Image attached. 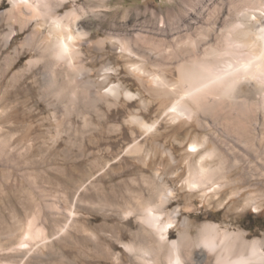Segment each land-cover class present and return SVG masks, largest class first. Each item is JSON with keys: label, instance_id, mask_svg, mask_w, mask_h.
Instances as JSON below:
<instances>
[{"label": "rangeland", "instance_id": "rangeland-1", "mask_svg": "<svg viewBox=\"0 0 264 264\" xmlns=\"http://www.w3.org/2000/svg\"><path fill=\"white\" fill-rule=\"evenodd\" d=\"M72 7L86 10L92 40L109 32L128 37L133 66L109 47L101 54L82 49L86 68L109 64V84L135 97L97 108L58 101L43 62L23 72L40 57L33 44L22 45L36 23L12 20L14 34L4 44L11 2L0 0V264H134L124 243L141 225L137 205L158 186L172 191L165 211L177 209L179 222L187 218L192 236L211 222L263 239L264 62L245 70L262 95L208 99L191 118L180 109L178 118L168 116L170 104L155 93L161 83L177 82L179 62L210 49L216 75L249 64L246 45L234 36L236 15L249 12L255 21L264 0H76L59 13ZM133 117L156 123L155 130L145 133ZM193 141L205 144L188 156ZM133 146L139 150L128 152ZM200 159L203 171L190 169ZM178 228L171 227L170 242Z\"/></svg>", "mask_w": 264, "mask_h": 264}, {"label": "bare ground", "instance_id": "bare-ground-1", "mask_svg": "<svg viewBox=\"0 0 264 264\" xmlns=\"http://www.w3.org/2000/svg\"><path fill=\"white\" fill-rule=\"evenodd\" d=\"M9 1L11 2V10L9 12L10 16L7 17H9L10 32L4 37V44L8 45L14 34L12 20L20 23V25L22 23V27H26L32 22L36 23L30 38L25 39L26 41L22 45L31 46L33 44L40 57L28 61L23 72L43 62L46 86L54 98H58V101L59 98H65L72 106L80 102L83 103L82 105L97 108L103 102L110 107H115L120 99L135 97L129 91L121 89L118 84H109V75L112 73L109 64L102 65L97 69L86 68L84 59L87 53L82 49V46L85 45L89 54L93 52L101 54L109 47L112 52L118 53L119 57L124 58L128 64L130 60L137 58L132 51L133 49L131 48V50L128 47V37L109 32L96 40H92V27L85 20L86 10L84 8L76 9L72 7L64 13H59L60 8L65 3L75 2L76 0ZM95 1L100 4L104 0ZM188 5L192 6L191 3H188ZM252 14L257 18H255V21H252L249 12L241 11L236 15V20L241 26L237 27L238 29L235 30L234 35L235 38L246 45L249 51L247 53L252 57H250V63L248 62L249 64L242 66L245 69L240 67V69L233 70L230 73L216 75L212 72V69L219 61L216 62V57L213 56L217 52H210L212 49L204 51L201 56L179 62L177 65V82L168 84L162 81L161 88L157 89L155 93L164 100L165 105L170 104L166 111L168 116L173 119L178 118V110L180 109L186 111L191 118V114L201 109L203 102L207 103L208 99L229 98L236 100L262 93L261 84L252 82L248 72H245L247 66L250 67L251 65L253 69V67L262 65L264 62V13L262 14L259 11ZM94 16L99 15L94 14ZM198 18L199 16L196 15L194 20L188 22V24L196 23ZM44 27H48V33L36 44L34 40ZM131 30H133L132 27L129 31ZM229 31L227 32L229 33ZM19 53L20 51H15V57ZM94 59L93 56L90 60ZM128 65L131 66L132 63ZM61 81H63V84H59ZM48 100L51 101L49 105H52L53 99L49 97ZM137 118L133 117L131 121L139 122V128L146 131L145 133L155 130L156 123L147 125ZM192 118L194 119V117ZM83 120L85 123L87 122L85 117ZM183 120L187 121V119ZM204 144L205 141L201 143L193 141L190 145L193 149L187 151L186 155L189 156L191 153L199 151L198 149L202 148ZM138 150L137 146L128 148L130 153H135ZM207 150L209 149L207 148ZM194 155L192 154V156ZM189 167L194 171H203L201 159L197 164ZM155 176H157V173ZM173 197L174 195L170 189L158 186L154 196L149 197L143 203H137L138 207L136 209L138 208L137 212L139 211L138 220L141 225L137 231L133 232V241L127 244L124 243L126 249L133 255L134 264H264V238L247 240L244 231L230 232L211 222L203 223L196 229V234L192 236L191 222L187 218L179 222L177 209L169 212L165 211ZM177 225H179L178 238L170 242L171 227Z\"/></svg>", "mask_w": 264, "mask_h": 264}]
</instances>
